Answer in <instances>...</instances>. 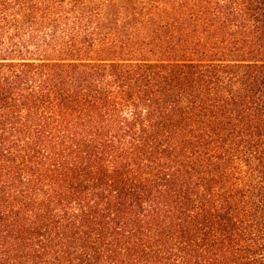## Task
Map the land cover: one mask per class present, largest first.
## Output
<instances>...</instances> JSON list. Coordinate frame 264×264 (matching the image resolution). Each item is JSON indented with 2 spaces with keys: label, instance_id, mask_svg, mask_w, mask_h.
Wrapping results in <instances>:
<instances>
[{
  "label": "trees",
  "instance_id": "trees-1",
  "mask_svg": "<svg viewBox=\"0 0 264 264\" xmlns=\"http://www.w3.org/2000/svg\"><path fill=\"white\" fill-rule=\"evenodd\" d=\"M0 264H264V0H0Z\"/></svg>",
  "mask_w": 264,
  "mask_h": 264
}]
</instances>
